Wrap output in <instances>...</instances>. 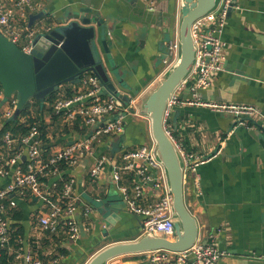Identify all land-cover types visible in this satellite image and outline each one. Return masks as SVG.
<instances>
[{
	"label": "crops",
	"instance_id": "crops-1",
	"mask_svg": "<svg viewBox=\"0 0 264 264\" xmlns=\"http://www.w3.org/2000/svg\"><path fill=\"white\" fill-rule=\"evenodd\" d=\"M237 4L240 9L231 11L222 30L227 43L223 71L198 95L204 103L246 104L264 113V0H238ZM79 7L98 14L109 28L111 57L106 59L102 54L104 66L112 73L111 80L123 86L119 90L124 96L120 105L125 106L136 98V108L140 110L166 67L167 48L175 36L178 0H157L152 11L140 0H44L41 10L28 14L27 26L45 30L50 27L48 20L67 16L68 10ZM40 11L45 16L29 26V16ZM168 34L170 40L166 41L164 36ZM68 87L76 91L81 89V83L63 84L59 90ZM190 97L187 88L180 91L181 104L171 116V137L189 165L195 158L207 160L195 165L193 170L188 168L184 174V202L198 225L197 242L224 252L218 264H264V132L259 119L249 118L247 126L230 132L234 123L229 114L188 105ZM56 115L53 118L44 115L46 129L40 131L45 138L43 144L47 141L51 151L71 144L88 132V128L81 133L71 127L63 132L71 122ZM7 122L15 121L0 117V130ZM7 131L11 132L12 127ZM148 142V122L127 116L120 134L101 139L92 156L81 158L77 166L66 172L75 179L76 203L82 210L88 209V214L77 216L80 234L76 240L68 238L63 226L54 233L38 226L35 215L47 203L42 195L36 196L35 201L33 196L16 199L17 209L22 213V231L17 233L15 246L9 243L3 249L5 255L13 257L11 261L7 258V264H26L16 253L28 249L46 263L86 264L111 244L137 239L141 235L140 218L132 213L118 185L111 180V166L106 165L95 179L91 178L90 170L100 154L114 162L122 152ZM20 149L24 147L17 144L14 150L1 149L0 154L10 158ZM25 163L26 157L22 156L19 165L25 168ZM8 178L0 176V187L8 184ZM12 223L10 219L9 225ZM12 231L13 228L11 234ZM106 264L149 263L148 256L138 254L119 256Z\"/></svg>",
	"mask_w": 264,
	"mask_h": 264
},
{
	"label": "built area",
	"instance_id": "built-area-1",
	"mask_svg": "<svg viewBox=\"0 0 264 264\" xmlns=\"http://www.w3.org/2000/svg\"><path fill=\"white\" fill-rule=\"evenodd\" d=\"M140 1L152 11L157 0ZM237 1L220 0L211 13L192 24L191 32L195 43L194 64L189 76L177 88L167 104L165 124L172 112L181 104L180 91L187 88L191 97L186 104L204 106L217 113L229 114L233 118L234 126L230 132L237 127L247 126V120L254 117L259 119L260 128L264 132V113L257 107L246 104H208L202 102L198 95L211 86L216 74L223 71L227 43L222 38V30L228 13L240 9ZM43 7L44 0H0V33L24 52L30 53L32 40L43 29L28 27L27 17L29 13ZM177 49L175 30V36L167 48L168 59L172 56L167 67L176 58ZM80 83L81 89L77 90L76 95L56 100L53 110L67 123L80 118L88 128L85 136L47 155L37 125L30 126L29 132L22 137L13 134L12 131H6L1 138L0 151L5 147L14 150L17 144H21L24 150L13 152L10 158H4V155L0 154V176L9 177L8 184L0 187V252L9 244L11 235L8 210L17 208L16 199H25L29 195H42L47 202L35 215L41 229L54 233L63 226L70 240L79 238L77 216L79 213L88 214V209L82 210L76 203L77 199L73 196L74 177L68 175L62 179V176L77 166L81 158L92 156L101 139L120 134L127 116L141 117L148 122L149 142L136 149L122 152L117 155L114 162L105 154L96 156L90 176L92 179L97 178L109 164L111 180L118 185L119 192L132 213L140 218L141 235L152 233L173 238L172 195L168 189L164 168L154 154L155 143L150 133L148 118L142 116L136 108V98L129 100L125 106L118 105L115 96L105 94L95 75L90 73L83 75ZM15 110V96L7 98L0 90V117L3 120H20V116H15ZM166 131L170 134L169 130ZM22 156L26 157L25 168L19 165ZM182 157L185 164L184 174L188 168L193 170L195 165L207 161L195 158L189 165L187 157L183 154ZM62 165H65V168H60ZM53 178L56 179L50 182ZM43 179L50 183L47 184ZM59 180L63 181L62 188L56 193ZM148 187L151 193H148ZM54 196L55 202H51L50 198ZM144 254L148 256L149 264H218L225 255L213 245L200 242L182 252L160 250ZM16 257L22 258L26 264H58L44 262L31 249L18 251Z\"/></svg>",
	"mask_w": 264,
	"mask_h": 264
},
{
	"label": "water",
	"instance_id": "water-1",
	"mask_svg": "<svg viewBox=\"0 0 264 264\" xmlns=\"http://www.w3.org/2000/svg\"><path fill=\"white\" fill-rule=\"evenodd\" d=\"M220 0H178L176 58L162 72L159 81L144 98L140 114L149 120L155 143V157L162 164L172 195L173 238L142 234L132 241L111 244L98 251L86 264H106L124 255H138L152 251L182 252L198 241V225L186 208L183 195L185 164L173 138L166 131L165 110L177 88L189 76L195 59L192 24L211 13ZM231 12L228 13L230 15ZM227 15V16H228ZM44 11L29 16V26L43 18ZM170 18L167 19V22ZM98 14L79 7L70 9L67 16L50 22V27L32 40L30 53L0 33V87L5 97L16 98L15 116L31 99L43 104L45 99L63 84H79L83 75L93 74L102 90L115 96L121 104L124 96L120 84L114 83L112 73L105 68L104 58L110 59L109 28ZM36 200V196H33ZM107 204H105V208ZM106 217V213L102 212Z\"/></svg>",
	"mask_w": 264,
	"mask_h": 264
},
{
	"label": "trees",
	"instance_id": "trees-1",
	"mask_svg": "<svg viewBox=\"0 0 264 264\" xmlns=\"http://www.w3.org/2000/svg\"><path fill=\"white\" fill-rule=\"evenodd\" d=\"M48 22H51L48 20ZM1 90V87H0ZM77 93V90H72L70 87L64 88L63 90H58L56 92H53L50 94L44 101L43 104H40L39 101L35 99H31L27 102V104L23 107L21 110L19 116L20 120H16L15 122H7L5 126L0 130V137L3 136L5 131L9 130L12 127L13 134L15 135H26L29 132V128L32 125H37L39 127V130L42 129L45 130L46 127L43 126V116L49 115L52 118L56 117V113L53 110V104L56 100L61 98H71L74 97ZM172 116V115H171ZM171 116L166 120V129L171 131ZM24 122H22V120ZM72 124V126L70 125ZM70 124L65 125L63 132H67L68 128L76 129L77 131L83 133L87 130V127L82 123V120L80 118H77L75 121H72ZM69 125V126H68ZM67 126V127H66ZM70 128V129H71ZM43 132V131H42ZM45 133V132H44ZM43 133V134H44ZM170 135L173 137L172 131L170 132ZM44 138V137H43ZM43 138L41 137L42 144H43ZM45 139V138H44ZM43 149L45 150L46 155L51 152V149L49 147L48 142L46 141L45 144L42 145ZM60 168H65V165L60 166ZM68 175L64 174L62 176V179L67 178ZM43 181H46V179H43ZM62 180H59L57 183L56 191L60 192L62 188ZM32 196H26L27 199H31ZM56 196L52 198L54 200ZM8 215L10 219L13 221L12 225H10V229L13 228L11 238L9 239V243L13 244L15 246V243L17 242L18 235L17 233H21L22 226L20 225V220L22 219V213L19 209H10L8 210ZM7 258L9 261H11V258H9L7 255H5L4 250H1L0 252V260L2 264H7Z\"/></svg>",
	"mask_w": 264,
	"mask_h": 264
},
{
	"label": "rangeland",
	"instance_id": "rangeland-1",
	"mask_svg": "<svg viewBox=\"0 0 264 264\" xmlns=\"http://www.w3.org/2000/svg\"><path fill=\"white\" fill-rule=\"evenodd\" d=\"M164 38H165L166 41H169V40H170V36H169V34H168V35H165ZM169 56H170V55H169ZM171 59H172V56H170V59H168V61L165 62L166 67H167V65H168V63H169V61H170ZM166 67L164 68V70L166 69ZM164 70H163V71H164ZM160 77H161V76H160Z\"/></svg>",
	"mask_w": 264,
	"mask_h": 264
}]
</instances>
